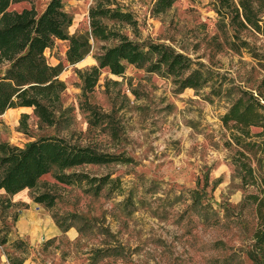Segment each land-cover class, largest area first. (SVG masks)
Masks as SVG:
<instances>
[{
    "label": "rangeland",
    "instance_id": "obj_1",
    "mask_svg": "<svg viewBox=\"0 0 264 264\" xmlns=\"http://www.w3.org/2000/svg\"><path fill=\"white\" fill-rule=\"evenodd\" d=\"M153 1L114 0L136 20L134 30L121 31L186 55L206 73L207 86L178 89L170 76L125 65L119 76L101 69L87 88L81 76L95 64L100 43L91 42L89 53L69 64L67 41L53 40L43 54L60 64L64 83L54 124L39 122L31 107L9 108L0 114V140L20 146L55 134L130 160L64 170L108 175L118 188L92 193L83 182L57 181L49 170L34 188L0 202V264H264L252 246V207L242 202L252 187L241 185L234 145L219 119L232 93H252L264 106V35L235 28L214 0H175L158 15L151 13ZM46 2L7 9L38 14ZM61 2L71 17L67 34L88 31L92 0ZM6 67L0 60V76ZM218 85L221 95H210ZM38 192L51 194L53 204L34 201Z\"/></svg>",
    "mask_w": 264,
    "mask_h": 264
},
{
    "label": "trees",
    "instance_id": "obj_2",
    "mask_svg": "<svg viewBox=\"0 0 264 264\" xmlns=\"http://www.w3.org/2000/svg\"><path fill=\"white\" fill-rule=\"evenodd\" d=\"M27 0H0V60L7 62L0 76V114L9 108L31 107L39 122L53 125L55 112L64 89L58 79L60 64L51 65L44 50L53 40H66L65 60L74 64L100 43L94 55L95 64L81 76L84 86L91 88L101 69L119 76L125 65L146 66L150 72L170 76L178 89L198 90L206 87L208 77L184 54L160 43L138 42L121 31L123 27L136 28L132 13L117 6L114 0H92L87 9L88 31L67 34L70 15L61 0H47L40 13L32 8L8 10L13 2ZM175 0H154L151 13L158 15L168 10ZM215 11L229 18L235 28L249 27L264 35L263 0H214ZM264 87V77L260 80ZM222 89L210 87L209 94L220 96ZM235 94V93H234ZM227 95L228 106L219 119L228 131L229 144L239 167L241 185L251 186L242 202L250 205L255 223L251 233L252 246L264 260V106L252 93L240 91ZM205 99L210 101L209 95ZM21 115V125L24 126ZM255 128L257 130H251ZM129 156L97 150L89 145L70 142L55 134H43L22 145L0 140V202L23 188H34L39 177L54 170V178L62 183H85L92 193L104 186L120 187L108 175L93 176L84 172L64 171L86 163L127 162ZM32 199L46 206L53 204L47 192L33 194ZM254 251V252H255ZM20 264V261H11Z\"/></svg>",
    "mask_w": 264,
    "mask_h": 264
}]
</instances>
